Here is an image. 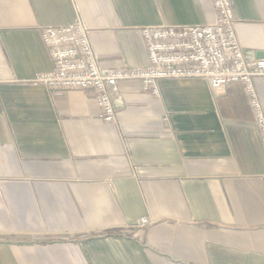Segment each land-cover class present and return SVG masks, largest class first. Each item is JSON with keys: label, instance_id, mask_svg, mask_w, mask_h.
Wrapping results in <instances>:
<instances>
[{"label": "crops", "instance_id": "crops-1", "mask_svg": "<svg viewBox=\"0 0 264 264\" xmlns=\"http://www.w3.org/2000/svg\"><path fill=\"white\" fill-rule=\"evenodd\" d=\"M232 1L244 53L264 58V0ZM79 14L104 67L148 64L142 26L216 18L212 0H0V264H264L245 86L161 80L156 97L123 80L100 120L96 91L33 82L53 69L38 28Z\"/></svg>", "mask_w": 264, "mask_h": 264}, {"label": "built area", "instance_id": "built-area-1", "mask_svg": "<svg viewBox=\"0 0 264 264\" xmlns=\"http://www.w3.org/2000/svg\"><path fill=\"white\" fill-rule=\"evenodd\" d=\"M215 21L185 26H142L149 62L144 67H104L91 43L90 29L80 14L68 25H42L38 28L47 47L53 69L41 72L33 82L57 89H92L97 93L99 119L117 120L115 92L123 80H138L144 92L160 95L161 80H205L211 89L232 83L245 86L255 125L264 144V104L255 80L264 78V58L251 61L239 38L240 20L232 0H212ZM144 217L138 224L146 226Z\"/></svg>", "mask_w": 264, "mask_h": 264}]
</instances>
